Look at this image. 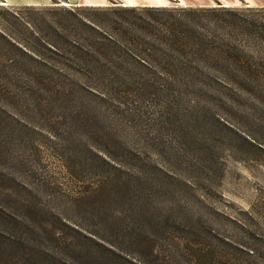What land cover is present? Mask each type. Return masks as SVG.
Listing matches in <instances>:
<instances>
[{"label": "trees", "instance_id": "1", "mask_svg": "<svg viewBox=\"0 0 264 264\" xmlns=\"http://www.w3.org/2000/svg\"><path fill=\"white\" fill-rule=\"evenodd\" d=\"M59 11L63 15L57 29L38 17L18 25L23 28L19 40L0 30V94L28 90L43 97L44 104L58 97L54 101L63 111L68 103L78 108L71 131L95 137L84 144L83 161V151L78 149L66 164L71 160L76 174L87 171L97 182L78 192L76 199V208L89 218L73 225L57 219L64 230L47 234V240L60 249L56 257L50 251H35L32 241H27L25 250L38 255L40 264H152L136 253L143 244L155 255L154 264H180L176 252L188 256V264H251L252 259H264V249L260 255L255 249L218 239L221 247L193 229L175 237L171 227L184 223L153 208V181L166 175L164 169L133 142L138 128L122 123L124 111L133 115L129 107H140L145 98L168 123L174 118L180 122L195 118L188 105L191 96L264 95V8L117 4L38 12ZM8 49L22 59L7 56ZM15 73L18 76L12 78ZM84 107L91 111L86 118L79 109ZM96 107H103V112ZM111 114H117L119 121L122 118L118 128L109 123ZM113 204L122 206V212L111 213ZM2 244L8 245L0 241V264H7L1 262ZM13 246L8 245L10 250Z\"/></svg>", "mask_w": 264, "mask_h": 264}, {"label": "rangeland", "instance_id": "2", "mask_svg": "<svg viewBox=\"0 0 264 264\" xmlns=\"http://www.w3.org/2000/svg\"><path fill=\"white\" fill-rule=\"evenodd\" d=\"M121 1L46 0L43 5L34 6L15 4L17 0L12 4L0 2V30L10 35L13 41L19 40L22 36L18 31L23 28L18 25L32 23L38 17H43L57 29L58 18L62 17L63 12H38L54 8L114 7L123 3L128 7L264 8V0ZM27 6L36 10H24ZM11 55L22 59V55L16 51L7 54ZM16 74H11V77L16 78ZM10 91L12 93L9 95L0 94V232L4 235L0 241L5 240L6 244L14 246L10 250L8 245L2 244L1 249L5 254L1 262L40 264L38 255L25 250V247L29 249V241L34 243L37 252L50 251L58 255V246L46 238L49 231L58 233L61 228L64 230L57 219L73 225L84 222L82 219L85 217L89 218L76 208V199L78 192L97 182V177H92L87 171L76 174L72 161L67 164L66 161L78 149L83 151L80 155L83 161L84 152L87 151L84 144L94 140L92 138L95 136L71 131L73 117L79 111L71 103L64 106L63 111L54 101V98H58L56 96L47 99L44 104L43 97L31 95L28 90ZM82 98L87 104V96ZM187 99L189 104L187 100L186 103L195 116L192 120L180 122L174 118L167 123L164 117L157 114L159 108L150 107L146 98L140 107H129L133 115L124 111L122 123L138 128L137 138H133V142L148 151L151 162L164 169L166 174L160 176L161 180L153 181L152 190L156 200L153 208H157L163 217L170 216L176 223H184L183 226L177 225V228L171 227L177 238L183 237L182 231L193 229L211 237L215 244L220 243L218 239L229 240L238 247L255 249L262 255L264 95L219 94ZM139 102H142L140 97ZM102 108L96 107V110L103 112ZM79 109L84 118L90 116L91 111L87 107ZM197 117L202 122L196 120ZM109 120L111 125L118 128L122 118L119 121L117 114H111ZM55 129L61 134L59 138L54 134ZM113 206L111 213L122 212V206ZM20 217L22 222L19 221ZM184 226L186 229H181ZM222 244L219 245L223 247ZM142 246L140 250L137 248V255L154 264L155 255L150 254L149 246ZM176 253L180 255L177 259L175 257L180 264H188L191 260L181 252ZM244 255H240L243 260L250 259ZM251 264H264V259H252Z\"/></svg>", "mask_w": 264, "mask_h": 264}, {"label": "crops", "instance_id": "3", "mask_svg": "<svg viewBox=\"0 0 264 264\" xmlns=\"http://www.w3.org/2000/svg\"><path fill=\"white\" fill-rule=\"evenodd\" d=\"M15 1L14 0H3V2H5L6 4H12ZM45 2H46V0H17V2H15V4H18V5L24 4V5H33L34 6V5H43V4H45ZM123 5H124V3H123Z\"/></svg>", "mask_w": 264, "mask_h": 264}]
</instances>
